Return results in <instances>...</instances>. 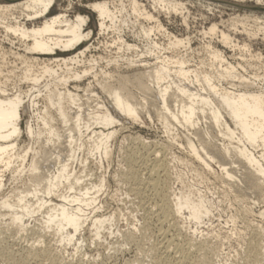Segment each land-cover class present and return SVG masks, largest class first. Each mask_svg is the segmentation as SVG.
<instances>
[{
  "label": "rangeland",
  "instance_id": "obj_1",
  "mask_svg": "<svg viewBox=\"0 0 264 264\" xmlns=\"http://www.w3.org/2000/svg\"><path fill=\"white\" fill-rule=\"evenodd\" d=\"M10 1L13 3L21 0ZM95 1L100 2L101 0H55L48 17L54 16V14H65L68 20L73 21L77 15L88 16L89 22L84 26V30L85 32H91L90 37L72 50H57L53 55H37L42 59H50L51 61V59L74 56L84 46V48L87 47L85 53L80 55V65L76 64L74 67L81 70L82 68L80 67L87 66L90 68L93 64L94 66L84 77L70 82L68 85L70 90L78 93L79 101L81 100L79 103L86 101L83 104L90 105L88 103L94 101L97 104V108H95L96 104L94 102L90 106H87V108L99 109L98 104L100 103L101 105H106V107L109 105L107 95L100 89L98 84L102 73L104 75L102 80H107L108 78L105 77V73L106 71H110L114 78L109 80L113 81L119 73L121 75H130L134 69H142L140 67H142L143 63L140 65V62H138L140 59L152 64V61L155 62L154 56L156 54L162 56L178 55L179 57L183 55V58H186L187 55L186 59L190 62V65L188 62L190 68L199 67L200 61L203 59V62L206 63L202 65V69L214 74L213 67H209L208 64H216V62L211 58L210 50L207 49L208 46L218 50L222 57H224V61L236 68L238 75H242L252 81V89H264V0H214L221 5L218 7L207 6L196 0H174V2L179 4L175 8L171 5L166 7L156 6L153 0H135L139 3V12L137 14L130 9V2L132 0H104L109 2L110 9L116 18L113 21L107 20L109 24L106 22V29L100 31V33H98L99 27L96 13L88 8V5ZM5 2L7 1L0 0V4H4ZM142 10L151 14L152 18H145L144 15L140 14ZM12 12L13 18L8 15V17H11L10 19L6 15L0 16V48L4 52L6 51L4 54L6 58L4 57L0 60V68L2 70L10 69L13 63L20 66L19 60L17 58L13 59L16 57L13 55H15L14 51L23 53V45L18 36L4 30L3 22L13 23L15 22L13 19L18 18L16 20L19 23H26V26H29L33 21L26 20L25 14L20 13L21 11L19 10H13ZM2 18L5 20L3 21ZM157 24H159V28L156 27ZM213 24L215 25V32L213 34H204L203 32H207L208 28ZM148 27L153 29L149 31L150 34L148 36H145L144 31L146 29L144 28L148 29ZM221 32L230 37L231 44H224L220 41ZM6 35L7 41L5 40ZM172 36L186 39L190 43L187 42L188 45L186 43V49L183 48L185 46H180L181 48L178 47L175 51H172L167 48L169 38ZM118 38L129 44H136L135 47L139 46L141 49L133 47L135 51L133 49L125 51V48L120 47ZM9 40L11 42L14 40L13 44H10ZM18 41L20 45H17ZM154 44L160 47L154 49L155 51L157 50L156 52L153 50V53L150 52L148 54L149 51L147 49ZM15 46L17 48L21 47V49H17ZM8 47L11 49L13 55ZM118 51L120 52L119 55H117ZM122 51H125V53ZM8 52L10 53L7 55ZM141 52L144 55H139ZM9 55L10 57H8ZM98 56L103 59H98ZM127 56L129 59L133 57L135 60L132 58L131 60L136 61L137 66L136 64H132L134 68L132 65L130 67L129 65L127 66ZM0 57L2 56L0 55ZM113 58L116 60H112ZM1 64L4 67H1ZM99 70L102 73L99 72L100 74H98ZM111 70L113 71L111 72ZM15 71L16 73L20 72L17 68H15ZM114 71H117V73ZM128 72L131 73L129 74ZM14 79L13 82L16 85L20 84L24 90L32 87L30 82H19L17 79ZM238 82L237 78L224 77L221 84L225 87H230V83L237 84ZM44 83L45 81H41L37 86L43 87ZM74 85L79 86V88L73 90ZM86 85H89V87ZM85 86L88 89L91 88L90 91L88 90V93L98 96L96 97L91 94V96H87L88 98H86L92 99L87 100L85 96L89 94L85 93L87 92V90L85 91ZM80 94L82 95L80 96ZM82 98L85 99L83 100ZM25 99L24 102H27L28 98ZM90 100L91 102H89ZM83 104L82 108H85L86 106ZM75 108V106L72 107L71 111L73 112ZM92 108L88 109L92 110ZM151 114L152 117L148 118L146 113H140L138 121H131V119L121 117V121L115 125L117 132L109 140V154L107 155H104L102 151L96 150L94 147H90V150H88V145L90 146L88 141H90L89 138L92 136L91 129L93 128L95 131L100 130L101 127L99 126L93 125L88 131L82 129V139H80L81 142H84V139H86L87 145L85 144L83 148L80 146L81 144L74 145V147L76 146L74 148L76 149V155L74 154V158L76 159L72 161L71 169L73 171L76 170L75 172L78 175L84 176V184H101L99 193H95L97 195H95V205L93 204L91 207L86 208L87 214L90 216V214L94 213L93 216L110 218L107 219L108 224L106 222L104 227L100 229L98 236L95 234L94 228L91 227L90 218L92 216L85 223V228H82L83 231L80 230L81 233L79 232V235L76 234V240L74 239L69 243L66 240H61L52 231L41 228L39 213H35L31 217H25L26 220H24L27 228L19 231L14 228V225L10 224L11 221L7 212L0 209V264H161L159 260L161 256H164L165 251V246L163 245H168L166 250L169 249V257L176 258L178 254L176 253L175 255L174 249L176 248L174 247L177 243L180 245V250L182 248V251L186 253V256L181 260V263L177 259L176 261L171 258L172 261H175L172 264H177V262L178 264H264V212L261 214V211L264 210V199L258 192H254L240 182H237V185L235 183L232 187L228 186L223 182L222 177L225 178V176L221 173L218 163L214 161L208 160L214 172L203 171L198 163L190 158L188 149L185 147L182 129L180 130L177 127V129H173V132L166 133L162 125H160L161 123L157 120L156 115H153V112ZM29 121V114L22 112L20 126L23 133L19 138L21 146H29L32 143L24 132V127H26ZM90 133L91 135H89ZM174 137L176 139L172 141ZM35 143L33 141L31 145L37 147L38 144H41L40 142L38 144ZM61 144L63 145V140ZM50 148L52 149V147ZM61 148L63 149V147ZM156 153H158V158L156 157ZM51 157L53 158L54 155ZM153 158H157L159 162L161 161L165 164L158 171H154L159 176H156L154 172L151 175L153 178L158 177L160 183L167 185L169 205L174 206L176 202V196L172 192H180L184 195L189 194L193 199L201 195V197L209 202V213L200 220V223L194 220H186L184 218L187 216L186 213L182 214V218L181 216H169L170 218H166L161 216L157 212L158 210L155 211L158 204L162 203V199L158 195L156 197L155 191L151 187H148L146 183L151 176L149 172L150 167H153L155 164L152 162L154 161ZM223 162L225 163L224 166L231 168V170L233 169L227 160ZM82 165L84 167H81ZM133 166H140L136 168L137 170L133 168L136 174L130 169ZM129 172L132 173L130 174ZM8 177L10 178V171H6L5 173L4 183L6 184L1 189L0 200L7 195L11 198L12 189L18 185L22 187V184L19 183L20 181H16L17 184L15 181L12 182L11 179L8 180ZM59 192L61 193L62 191ZM49 198L52 202H59L60 200L56 195L54 197L50 195ZM97 208L98 210H94ZM92 210L96 211V213L91 212ZM162 218L163 220L161 221L160 219ZM194 229L196 231H193ZM184 239H187L189 242L191 241V243L193 242L192 244L195 246L188 245L189 247L186 246L187 250L191 249L189 251L185 250L186 247L181 246L185 245V243L186 245L188 244ZM168 241H173L174 243L168 244ZM169 247H173L174 249ZM41 249L45 250L43 256H37L39 258H36L35 255L33 256L32 252Z\"/></svg>",
  "mask_w": 264,
  "mask_h": 264
},
{
  "label": "bare ground",
  "instance_id": "obj_2",
  "mask_svg": "<svg viewBox=\"0 0 264 264\" xmlns=\"http://www.w3.org/2000/svg\"><path fill=\"white\" fill-rule=\"evenodd\" d=\"M6 1L7 2L4 4H0V16L3 17L8 15L13 18L12 11L19 10L21 11L20 13L25 14L27 17L26 20H33L29 26H26V23H19V21H17L18 18H16L17 20L13 19L15 20L13 23L3 22L5 27H3L4 30L17 35L23 45V53L13 50L15 55H13L11 49L8 47L11 54L16 56L13 59L17 58V60H19L20 66L14 63L13 66L9 64L10 69L8 68L6 71L3 68L5 72L0 68V193L4 184H6L4 183L6 171H10V178L8 177V180L11 179L12 182L20 181L19 183L22 184V187L18 185L16 188L12 189L11 198L8 195L1 198L0 209L7 212L10 217V224H12V226L14 225L15 229L19 231L25 230L27 228L25 217H31L35 213H39L41 228L52 231L60 237L61 240H66L71 243L75 239L76 234L82 230L87 220L92 216L90 218L91 227L94 228L95 234L98 236L100 229L104 227L109 217L93 216L94 213L88 216L86 208L91 207L93 204L95 205L96 194L101 184H84V176L78 175L77 172H75L76 170L73 171L71 169V163L76 159L74 158V154L76 155V149L74 148L77 144H81L80 146L82 148L85 144L87 145V141L84 137V142H81L82 129L88 131V129L94 125L101 128L97 131L93 130V128L91 129L92 136L89 138L91 143L88 141V144H90V146L88 145V150H90V147H94L96 150L102 151L104 155L109 154V140L117 132L115 125L121 121V117L136 121L140 113H146L149 118L152 117L151 113L153 112V115H156L157 120L161 123L160 125H162L166 133L173 132V129H177V127H179L180 130L182 129L184 132L183 138L185 140V147L188 149L190 158L195 160L203 171L214 172L208 160L214 161L218 163L221 173L225 176V178L222 177L223 182L228 186L232 187L235 183L237 185V182H240L254 192H258L264 199V89H252L253 82L242 75H238L236 68L230 63H226L224 57H222L218 50L210 48V46L207 48L210 50L211 58L216 62V64H208L209 67H213L214 74L202 69V65L206 63L203 62V59H201L202 61H200L199 67L190 68L188 66L189 61L186 59L187 55L186 58H183V55L180 57L176 55L178 56L176 57L175 55L162 56L156 54L154 56L155 62L152 61V64L151 62H146V60H137L140 62V65L143 63L141 65L142 67H140L142 69H134L133 72L131 71L132 74L128 72L130 75H121V73H119L120 75L117 74L118 76L113 81L109 80L114 78L110 71L104 72L106 75L105 77L108 79L102 80L104 75L101 70H99L98 74H100L99 72L102 73V77L100 76L102 81H98V84L100 89L107 95L109 105L106 107V105L104 106L100 103L98 104L99 109H95L97 108V104L93 100L96 101L97 99H93L92 101L96 104V107H88L92 108L91 110L88 109L87 106H90L93 102L88 103L90 105L83 104L86 101L79 103L81 100L79 101L78 93L75 91L73 92L68 87L70 82L81 79L85 74L89 73L92 66H94L93 64L90 68L87 66L80 67L82 68L81 70H78V67V69L74 67L76 64L80 65V55L85 53L87 47L84 48V46L82 50L79 48L80 51L74 56L60 59L56 58L54 60L51 59V61L50 59H42L37 56L53 55L57 50L69 51L86 41L91 33L90 31L85 32L84 30V26L89 22L88 16L77 15L73 21L68 20L65 14H54V16L48 17L55 0H21L13 3L10 0ZM196 1L207 6H221L214 0ZM130 3V9L137 14V12H139V3L135 0H132ZM153 3L161 7L171 5L173 8L179 5L174 2V0H153ZM88 8L96 13L99 27L98 33L106 29L107 20L113 21L114 18H116L113 11L110 9L108 1H95L90 3ZM140 12L145 18H152V15L148 12L144 10ZM25 16L24 18H26ZM11 17L8 18L10 19ZM4 20L5 19H3V21ZM156 27L159 28V24H157ZM144 29H146L144 35L148 36V34H150L149 31L153 28L148 27V29ZM214 32L215 25L213 24L208 28L207 32L203 33L213 34ZM3 34L5 35V33ZM6 38L7 35L5 36V40L7 41ZM117 40L120 41V47L126 49L125 51L133 49L136 45L121 41L122 39L120 38ZM220 41L224 44H231L230 37L223 32L220 33ZM12 42L10 44H13ZM112 42L114 41L112 40ZM187 42L190 43V41H186V39L172 36L169 38L167 48L175 51L178 47L181 48L180 46H185ZM18 44L19 41L17 45ZM151 46L152 47L147 46L149 49L145 47L149 51V53H146L150 54L155 48L158 49L160 47L156 44ZM136 47L139 48V46ZM183 48L186 49V46ZM17 49H21V47ZM125 51L122 52L125 53ZM5 52L0 48V55L2 56L0 60L4 57L6 58V56H4ZM10 52H8L7 55ZM119 54L120 52L117 55ZM140 54L143 53L141 52L139 55ZM8 57H10V55ZM107 57L112 58L113 56ZM151 57L153 56L151 55ZM126 58L128 59H126L128 63L126 65H129V67L137 63L134 61L135 59L133 57L129 59L127 56ZM131 58L134 60H131ZM98 59L102 60L103 58L99 57ZM112 60L116 59L113 58ZM7 61L9 62V60ZM3 64H1V67H4ZM6 64L8 63L6 62ZM223 65L225 66L223 67ZM6 67H8V65H6ZM15 68L19 69L20 72L16 73ZM112 71L113 70H111V72ZM114 72L117 73V71ZM224 77L231 79L237 78L239 82L237 84L230 83V87H225L221 84ZM14 78L19 82H30L32 87L30 86V89L27 87L28 90H24L20 84L16 85V83L13 82ZM41 81H45L43 87L40 85V87L37 86ZM94 81L97 83L96 80ZM87 87H89V85ZM77 88H79V86H73V90ZM90 89H85V91L87 90L85 93L89 94L86 95L85 98L93 94L88 93ZM133 89H135L136 92H134L135 90ZM81 95L82 94H80V96ZM138 95H140V97H138ZM95 96L97 97L98 95ZM25 98H28L27 102H24ZM89 102H91V100ZM82 104L86 106H84L86 110L82 108ZM74 106L76 108L72 112L71 110ZM22 112H27L30 118L26 127H24V132L32 143L33 141L34 143L37 142L35 144H38V142L41 143L38 144L37 147H33L34 145L32 146V143H30L29 146H21L19 144V138L23 133L20 126ZM91 133L89 135H91ZM175 139L174 137L173 140H171L174 141ZM62 140L63 145L65 144L64 146L61 144ZM75 144L76 146L74 147ZM50 147H52V149ZM61 147H63V149ZM157 154L158 153H156V157ZM53 155L54 157L52 158L51 156ZM157 158H153L154 161L152 162L155 164L153 167H150L151 169L149 168L150 175L153 174L152 172L158 171L165 165L163 162H159ZM225 160L232 165V170L224 166L225 163L223 161ZM81 167L84 166L82 165ZM138 167L133 166L130 167V169L134 171L133 168L137 170L136 168ZM129 173L131 174L132 172ZM133 173L136 174L135 171ZM154 173L156 176H159L156 174L157 172ZM139 183H141V181ZM146 183L148 187H151L152 190L155 191L156 197L157 195L161 197L162 203L160 205L158 204L155 211L158 210L157 212L163 217L181 216L182 218V214L186 213L187 216L184 217L186 220H194L200 223V220L209 213V202L201 197V195L193 199L189 194L184 195L180 192H172V194L176 196V202L174 206H171L169 205L166 184L160 183L159 178H153L152 175ZM59 191L62 192L60 193ZM50 195H53V197L56 195V197L60 199L59 202H52L49 198ZM12 197H14L13 200H11ZM94 210H98V208ZM91 212L96 213V211L93 210ZM263 212L264 210L261 211V214H263ZM160 220L162 221L163 218ZM193 231H196V229ZM163 233L165 234V232ZM187 239L184 240L187 241L188 244L186 245L185 243V245H181L182 247L188 245L195 246L192 244L193 242L191 243V241L189 242ZM171 242L168 241V244ZM178 245L177 243L174 247L173 244V247L176 249L173 247L169 248L175 250V255L176 253L178 254L176 258H171L174 260L177 259L178 262L181 263L186 253L182 251V248L180 250V245ZM163 246H165L164 256H161V259L159 258V263L161 261V264H172L174 260L172 261L169 257V249L166 250L168 245L166 246L164 244ZM190 249L191 248H189V250ZM185 250H187V247ZM44 251L45 250L41 249L32 252V254L33 256L35 255L36 258H39L37 256H43Z\"/></svg>",
  "mask_w": 264,
  "mask_h": 264
}]
</instances>
